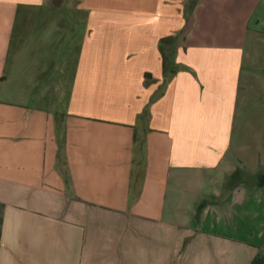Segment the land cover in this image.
Returning a JSON list of instances; mask_svg holds the SVG:
<instances>
[{
	"label": "crops",
	"instance_id": "1",
	"mask_svg": "<svg viewBox=\"0 0 264 264\" xmlns=\"http://www.w3.org/2000/svg\"><path fill=\"white\" fill-rule=\"evenodd\" d=\"M47 1L0 0V264H264V0L220 34L214 0H80L61 69Z\"/></svg>",
	"mask_w": 264,
	"mask_h": 264
},
{
	"label": "rangeland",
	"instance_id": "2",
	"mask_svg": "<svg viewBox=\"0 0 264 264\" xmlns=\"http://www.w3.org/2000/svg\"><path fill=\"white\" fill-rule=\"evenodd\" d=\"M79 1L80 0H48L47 1L49 4H54L56 6L57 5L58 6L64 5V7L60 10V13H59L60 15L58 16V18H61L60 20L62 22L61 23L62 32L60 34H57L58 37L60 35L61 36H60V39L58 40V42H59V44L57 45L58 47H56L55 53L53 54L54 55L53 57H55V61L57 63V67L60 69L65 67V62H64V58L66 57L65 55L69 51H70V54H72L73 46H74L73 42L78 41V38L82 34V31H83L81 25H79V24H77L76 26L73 25V23H72V19L74 18L73 15H75L76 13L73 10L69 9V6L76 5L77 3H79ZM193 1L195 2L196 0H193ZM193 1H192V3H193ZM239 1L242 2V0H238V2ZM259 1L260 0H251L250 4L255 8L257 6V4L259 3ZM230 4H231L230 0H214L212 2H208V9H210L211 6L213 5L218 12V13H216L217 14L216 16L218 18L217 17H215L214 19L207 18L206 19L207 21L205 22L206 28L209 27L211 31H213L214 33H218V34L230 31L231 25L229 22H227L226 13L223 12V10L228 8V6ZM205 7H207V5ZM191 9L192 8H190V10L188 9V12H186V13H189L191 11ZM75 17L77 19L81 18V16L77 15V14L75 15ZM191 22L193 23V21H191ZM45 27H47V26H45ZM47 31H49V30L45 29L43 31V34H42L43 37L38 41V43L35 42V40L32 41L31 47L34 49L35 52L29 50L28 54H30L31 56L32 55L37 56V55H45V54L49 55V54H51V56H52L53 51L49 48L48 43H47L48 39H46L48 36ZM31 35L34 37L35 33H32ZM69 35L71 37L69 39H66V37H68ZM41 41H42V43H41ZM37 44L39 47L38 49L36 46ZM40 45L43 47L42 50H39V49H41ZM69 46H70V48H69ZM37 50H39V51H37ZM59 53H60V56H58ZM43 58H45V56H42L39 59V61L43 60ZM31 59H32V57H31ZM260 61H261V58L260 57L257 58V63H259ZM262 61H264V60H262ZM258 67H261V66L258 65ZM64 93H65V91L59 92V94L61 96L60 100L62 102V106L60 108L62 113L64 111L63 104L65 103V96H63ZM261 103H262L261 97L256 96V97L252 98V102H251L252 106H251L250 110L253 112V114H249V116L254 115L252 118L253 119L252 127H253V130L256 131L255 133H258V132L261 133V131L264 132V125L262 123H260V120H258L259 116H257V113H256V110L259 109L260 106L263 104V103L262 104ZM243 115H245L244 112L242 113V116L238 117V119L240 121V122H238V130L239 131H241L242 127L246 124L245 117H243ZM246 115H247V113H246ZM257 144L261 148H264V139H259ZM260 175H261L260 171L257 173H253V174H251L250 172H247V173L241 172L238 174V177L236 178L237 183H239V184L242 183L241 180L244 179V180H247V182H248L247 184L249 185V186H245V185L242 186V184H241L239 189H244V188L250 189V188H252V189L257 190V195L254 193V196H253V198H255V200L260 199L259 197H257L259 194V181H260L259 177H260ZM233 180H234V178H233ZM231 182L232 181H228V185H226L224 187V189H229L231 187V185H230ZM238 198H239V196H238ZM253 207L254 208H252L253 209L252 212L254 213V215H259V223L261 224L260 205L256 202H254Z\"/></svg>",
	"mask_w": 264,
	"mask_h": 264
},
{
	"label": "trees",
	"instance_id": "3",
	"mask_svg": "<svg viewBox=\"0 0 264 264\" xmlns=\"http://www.w3.org/2000/svg\"><path fill=\"white\" fill-rule=\"evenodd\" d=\"M261 263H262V261L260 258L256 259V261L254 262V264H261Z\"/></svg>",
	"mask_w": 264,
	"mask_h": 264
}]
</instances>
